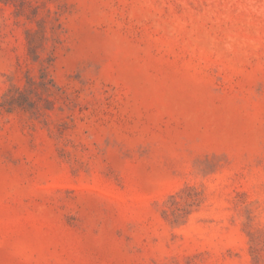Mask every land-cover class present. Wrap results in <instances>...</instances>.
Returning a JSON list of instances; mask_svg holds the SVG:
<instances>
[{
	"label": "rangeland",
	"instance_id": "obj_1",
	"mask_svg": "<svg viewBox=\"0 0 264 264\" xmlns=\"http://www.w3.org/2000/svg\"><path fill=\"white\" fill-rule=\"evenodd\" d=\"M0 264H264V0H0Z\"/></svg>",
	"mask_w": 264,
	"mask_h": 264
}]
</instances>
